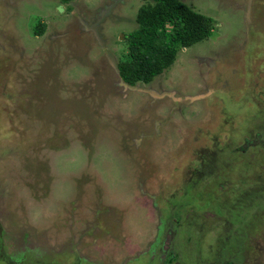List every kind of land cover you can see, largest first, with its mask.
<instances>
[{"label":"rangeland","instance_id":"obj_1","mask_svg":"<svg viewBox=\"0 0 264 264\" xmlns=\"http://www.w3.org/2000/svg\"><path fill=\"white\" fill-rule=\"evenodd\" d=\"M147 1L0 0L12 264H165L170 247L171 264H264V0H182L212 34L128 85L116 64ZM229 208L231 222L217 215Z\"/></svg>","mask_w":264,"mask_h":264},{"label":"trees","instance_id":"obj_2","mask_svg":"<svg viewBox=\"0 0 264 264\" xmlns=\"http://www.w3.org/2000/svg\"><path fill=\"white\" fill-rule=\"evenodd\" d=\"M60 1L67 5L71 0ZM135 20L136 27L124 34L125 53L116 64L120 79L128 85L150 83L174 63L181 49L208 38L214 29L213 18L182 0H148L138 7ZM44 27L40 22L34 28L35 34L41 35ZM219 212L217 215H224L225 221L234 219L230 208ZM234 214L240 218L239 213Z\"/></svg>","mask_w":264,"mask_h":264},{"label":"flooded vegetation","instance_id":"obj_3","mask_svg":"<svg viewBox=\"0 0 264 264\" xmlns=\"http://www.w3.org/2000/svg\"><path fill=\"white\" fill-rule=\"evenodd\" d=\"M251 0H249V2H250ZM244 143V142H243ZM242 143V144H243ZM245 143H248V142H245ZM251 145L253 144L252 142L250 143ZM245 146V148L247 147V145H244ZM237 148L238 147H235V150H237ZM167 204L169 205V203L167 202ZM189 204H192L193 205V203L192 202H189V201H186V202H180L177 206H175V207H177V208H179V210H181V211H178V218L176 217L174 220H175V223L178 225H180V222H181V220H182V218L183 217H181V216H179L180 214H182V212H185L186 211V208L189 206ZM199 204V203H198ZM195 208V207H194ZM165 214H168V213H165ZM161 218H163V217H161ZM160 218V221H159V228H160V234L159 235H161V232L162 233H164V232H166V230L168 231H170V230H172V226H171V224H168V223H165L164 225H163V222H161V219ZM195 220H199V218H196V217H193V221H195ZM190 221V220H189ZM245 221V223L247 224V226L249 225L248 224V219H245L244 220ZM187 225H189V226H191L192 227V225H196V224H194V223H192V222H187ZM238 226V225H237ZM170 227V228H169ZM216 227V226H215ZM246 229V226H243V228L242 229ZM239 230V229H238ZM241 232L242 231H240L239 230V232H234L235 234H241ZM243 232H246V230H243ZM8 234H9V232L7 231V236H8ZM247 233H244L243 235H244V237L243 238H246L247 237V235H246ZM232 236L234 235V234H231ZM234 237H231V240L233 239ZM3 242H5V237H4V232H3V230H2V226L0 225V245H2L3 244ZM2 243V244H1ZM171 246V245H170ZM73 249V248H72ZM32 254V253H31ZM170 255L169 256V258L166 260V263L165 264H171V262H170V259H172V258H176V256H177V258L178 257H181V256H178V255H180V252L178 251V250H176V249H174V248H172L171 249V247L168 249V250H166L165 251V253H164V255ZM18 255V256H17ZM16 256H17V258L18 259H21V261H22V263H23V261L26 259V258H34L35 259V261L33 262V264H37V262H38V257H35V256H33V254L32 255H27V256H21V253L20 254H16ZM43 257H45L44 255H42ZM6 257H9L10 258V260H8ZM12 255H10L9 254V256H6L3 252H2V250L0 249V264H12ZM209 258V257H208ZM54 263V262H53ZM25 264H27V263H25ZM41 264H43V263H41ZM47 264H52V263H47Z\"/></svg>","mask_w":264,"mask_h":264},{"label":"water","instance_id":"obj_4","mask_svg":"<svg viewBox=\"0 0 264 264\" xmlns=\"http://www.w3.org/2000/svg\"><path fill=\"white\" fill-rule=\"evenodd\" d=\"M59 9H62V6H59Z\"/></svg>","mask_w":264,"mask_h":264}]
</instances>
